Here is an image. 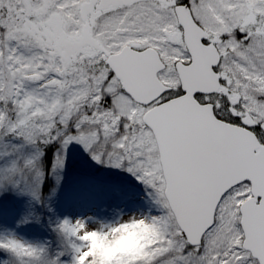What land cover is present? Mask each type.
Returning <instances> with one entry per match:
<instances>
[{"label":"snow or ice","instance_id":"snow-or-ice-1","mask_svg":"<svg viewBox=\"0 0 264 264\" xmlns=\"http://www.w3.org/2000/svg\"><path fill=\"white\" fill-rule=\"evenodd\" d=\"M77 146L148 210L4 230L0 264H264V0H0V198L51 210Z\"/></svg>","mask_w":264,"mask_h":264},{"label":"rangeland","instance_id":"rangeland-1","mask_svg":"<svg viewBox=\"0 0 264 264\" xmlns=\"http://www.w3.org/2000/svg\"><path fill=\"white\" fill-rule=\"evenodd\" d=\"M55 196L41 207L30 196L8 194L0 198V232L12 230L28 240L55 242V223L64 217H94L106 223L115 222L121 214L147 211L143 185L126 172L92 162L78 146L68 155L66 168ZM55 185L49 178L44 189L47 197ZM129 193H132L129 197ZM32 211L31 222L19 223Z\"/></svg>","mask_w":264,"mask_h":264},{"label":"trees","instance_id":"trees-1","mask_svg":"<svg viewBox=\"0 0 264 264\" xmlns=\"http://www.w3.org/2000/svg\"><path fill=\"white\" fill-rule=\"evenodd\" d=\"M50 157H51V152H49V159H50ZM43 191H44V194H45L46 193V190L43 189Z\"/></svg>","mask_w":264,"mask_h":264}]
</instances>
